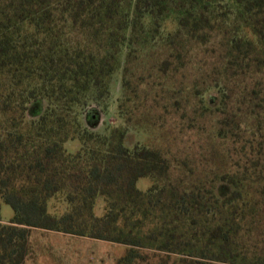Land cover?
<instances>
[{
    "label": "trees",
    "instance_id": "16d2710c",
    "mask_svg": "<svg viewBox=\"0 0 264 264\" xmlns=\"http://www.w3.org/2000/svg\"><path fill=\"white\" fill-rule=\"evenodd\" d=\"M120 69L123 124L93 131ZM33 228L123 244L117 264H264V0H0V264Z\"/></svg>",
    "mask_w": 264,
    "mask_h": 264
},
{
    "label": "rangeland",
    "instance_id": "374dc122",
    "mask_svg": "<svg viewBox=\"0 0 264 264\" xmlns=\"http://www.w3.org/2000/svg\"><path fill=\"white\" fill-rule=\"evenodd\" d=\"M215 60L214 58H209L207 62L211 64ZM121 71L122 69H120L118 74L111 80L112 97L108 109L104 112L98 111L95 121H92L93 119L84 120V125L89 129L99 132L107 126L112 127L123 124V120L118 117L117 112V99L122 91ZM192 71L187 72L189 81L191 82H193L194 77ZM214 71L216 73L215 76H218V64ZM174 75H176V73ZM134 83H136V79H134ZM198 84V89L200 91L204 88L205 84L202 79ZM229 86L232 89L233 86L231 84ZM231 89H228L227 92L232 99L236 100L237 97L235 92L230 93ZM144 90L145 91L142 92L139 91V95L141 97H148L151 93L150 87L148 86ZM235 90L237 92L240 88H235ZM228 101H231V99ZM147 103L149 106L145 111L154 117L155 110L150 102L147 101ZM45 108L46 102L44 99H41L38 102L37 109L28 112V116L30 118H37L43 114ZM170 111L174 110L170 108ZM139 115L140 113H138V116ZM150 115L147 114L143 119L151 121L152 117H150ZM170 119L171 116L167 123L170 122ZM198 119H203L201 114H198ZM205 121H209V117H205ZM147 137V134L143 133L142 130H135L131 127L127 134L128 145L133 146L138 139L146 141ZM203 137L204 136L198 134L196 135L193 131H188L180 136L178 142L181 147H184V145L190 143H199ZM80 144L79 139H69L65 142V147L69 152H76ZM137 185L140 189L146 190L150 185V179L148 177H142L138 180ZM50 206V210L56 213H61L65 209V204L55 201L54 199L51 200ZM1 214L4 219L8 220L14 215V211L9 204L2 202ZM30 244L31 250L25 264H117L118 258L123 255L127 248L125 245L116 242L41 228H33L31 230Z\"/></svg>",
    "mask_w": 264,
    "mask_h": 264
}]
</instances>
